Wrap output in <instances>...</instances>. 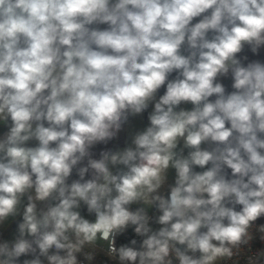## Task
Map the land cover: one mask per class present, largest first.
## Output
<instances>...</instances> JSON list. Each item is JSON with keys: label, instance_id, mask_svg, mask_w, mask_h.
<instances>
[{"label": "clouds", "instance_id": "obj_1", "mask_svg": "<svg viewBox=\"0 0 264 264\" xmlns=\"http://www.w3.org/2000/svg\"><path fill=\"white\" fill-rule=\"evenodd\" d=\"M0 264H264V0H0Z\"/></svg>", "mask_w": 264, "mask_h": 264}]
</instances>
